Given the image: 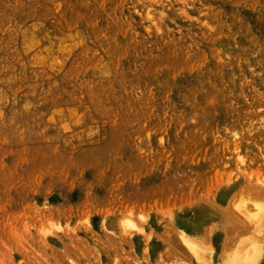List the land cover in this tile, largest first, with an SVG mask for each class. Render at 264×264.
<instances>
[{"label": "rangeland", "instance_id": "rangeland-1", "mask_svg": "<svg viewBox=\"0 0 264 264\" xmlns=\"http://www.w3.org/2000/svg\"><path fill=\"white\" fill-rule=\"evenodd\" d=\"M247 263L264 0H0V264Z\"/></svg>", "mask_w": 264, "mask_h": 264}, {"label": "bare ground", "instance_id": "bare-ground-1", "mask_svg": "<svg viewBox=\"0 0 264 264\" xmlns=\"http://www.w3.org/2000/svg\"><path fill=\"white\" fill-rule=\"evenodd\" d=\"M187 234H189V233H187ZM189 236H191L190 234H189ZM183 237H185V236H183ZM192 237V236H191ZM185 239H186V237H185ZM186 242L188 243V247L190 248V249H192V250H194L195 252H196V254H197V252H198V250H197V246H196V242L197 241H195V239L193 238L192 240H186ZM254 258V257H253ZM246 261H249V260H246ZM252 261V260H251ZM248 264V263H247Z\"/></svg>", "mask_w": 264, "mask_h": 264}]
</instances>
